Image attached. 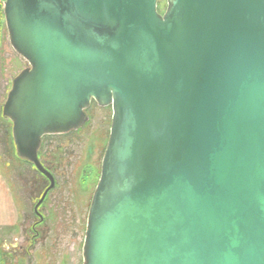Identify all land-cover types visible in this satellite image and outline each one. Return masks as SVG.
<instances>
[{"label":"water","instance_id":"obj_1","mask_svg":"<svg viewBox=\"0 0 264 264\" xmlns=\"http://www.w3.org/2000/svg\"><path fill=\"white\" fill-rule=\"evenodd\" d=\"M4 0L16 153L111 107L82 264H264V0Z\"/></svg>","mask_w":264,"mask_h":264},{"label":"rangeland","instance_id":"obj_2","mask_svg":"<svg viewBox=\"0 0 264 264\" xmlns=\"http://www.w3.org/2000/svg\"><path fill=\"white\" fill-rule=\"evenodd\" d=\"M166 6V0H157L160 14ZM1 8L3 13V4ZM1 24L0 264H82L87 214L109 136L111 107L92 101L80 128L42 137L38 160L53 178L42 198L49 180L18 156L12 124L2 115L12 79L27 63L11 47L4 18Z\"/></svg>","mask_w":264,"mask_h":264},{"label":"trees","instance_id":"obj_3","mask_svg":"<svg viewBox=\"0 0 264 264\" xmlns=\"http://www.w3.org/2000/svg\"><path fill=\"white\" fill-rule=\"evenodd\" d=\"M2 2H4V0H2ZM2 4L3 3H0V29H1V22H2V19L4 18V15H3V13H2Z\"/></svg>","mask_w":264,"mask_h":264},{"label":"flooded vegetation","instance_id":"obj_4","mask_svg":"<svg viewBox=\"0 0 264 264\" xmlns=\"http://www.w3.org/2000/svg\"><path fill=\"white\" fill-rule=\"evenodd\" d=\"M36 212V214H37V211H35Z\"/></svg>","mask_w":264,"mask_h":264}]
</instances>
